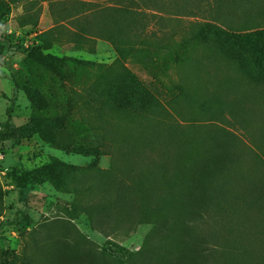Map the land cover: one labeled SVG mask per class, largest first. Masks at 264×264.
I'll return each instance as SVG.
<instances>
[{"label":"rangeland","instance_id":"1","mask_svg":"<svg viewBox=\"0 0 264 264\" xmlns=\"http://www.w3.org/2000/svg\"><path fill=\"white\" fill-rule=\"evenodd\" d=\"M161 1L172 8L149 11L146 39L121 59L88 32L102 1L0 0V36L17 45L0 59V264L175 258L177 247L148 222L107 237L91 229L85 194L27 176L68 167L70 187L94 184L102 204L113 161L121 170L182 168V201L197 185L208 207L200 229L210 239L207 264H264V0ZM208 23L241 33L243 53L204 42ZM123 65L157 104L125 113L105 106L106 82Z\"/></svg>","mask_w":264,"mask_h":264},{"label":"trees","instance_id":"2","mask_svg":"<svg viewBox=\"0 0 264 264\" xmlns=\"http://www.w3.org/2000/svg\"><path fill=\"white\" fill-rule=\"evenodd\" d=\"M98 1L106 3V6L100 11H91L89 17H99L100 20L88 32L97 39L115 45L121 59L132 55L137 38L146 39L144 33L149 23L148 12H159L173 6L172 2H168L171 7L163 9L165 5L161 0ZM137 28L143 36L140 37L137 33ZM200 36L206 43L222 41L237 45L239 53H243L240 43L245 37L234 30L208 23ZM9 38L10 35L0 36V59L17 50V45L11 43ZM104 93L105 106L113 111L125 113L137 110L133 106H139L138 110L141 111L140 108L146 102L158 103L142 81L124 65L121 74L106 82ZM112 165L111 171L104 172L106 178L101 182L105 194L102 204L93 198L97 194L94 184L82 189L70 187L67 171L71 169L68 167L60 169L59 175L48 168L30 172L27 176L36 186L49 182L57 191L85 194L84 212L91 229L107 237L111 233L122 231L131 223L141 225L148 222L165 241L177 247L175 258L169 260L167 256H162L159 264H207L212 256L209 250L210 239L200 233V229L208 215V207L206 204L199 206L197 185L191 186L187 200L182 201V182L186 172L182 168L179 170V167L173 175L168 174L162 163L156 166L144 163L143 169L139 171L131 169V166H125L121 170L116 161ZM169 218L174 221V228H168ZM175 228L181 232L175 233ZM185 230L190 231L184 233Z\"/></svg>","mask_w":264,"mask_h":264}]
</instances>
